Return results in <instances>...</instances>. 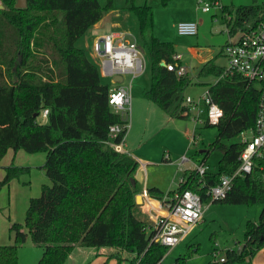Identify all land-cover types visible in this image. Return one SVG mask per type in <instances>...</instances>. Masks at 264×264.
I'll return each instance as SVG.
<instances>
[{"label":"trees","instance_id":"1","mask_svg":"<svg viewBox=\"0 0 264 264\" xmlns=\"http://www.w3.org/2000/svg\"><path fill=\"white\" fill-rule=\"evenodd\" d=\"M1 1L0 161L9 150L44 152L43 167L52 185L44 184L41 195L30 199L24 227L11 229L17 241L0 243V264H18L20 243L30 233L31 242L43 251L32 264H64L76 246L126 249L142 256L139 264H159L169 246L153 239V222L139 214L140 164L129 152H119L108 143L110 127L126 122L109 104L111 87L102 81L99 66L77 46L105 12L116 8L114 0L104 5L101 0H27L24 8L16 7L17 0ZM170 1L162 0L164 5ZM125 4L135 12L150 52L152 86L145 97L172 117L189 118L183 111L190 78L161 64L163 60L178 64L174 43L154 35L152 6L136 5L134 0ZM222 10L232 33L247 21L264 19V3L223 6ZM224 69L210 60L200 74L220 77ZM208 90L224 114L216 125L204 123L215 126L217 134L203 160L207 162L217 149L222 157L217 170L208 168L203 175L196 169L185 171L176 190L196 191L203 203L211 202L208 190L221 176L238 168L245 145L237 138L255 127L260 100L258 87L239 75H225ZM45 109L49 110L46 117ZM126 132L122 130L115 142ZM19 173L18 167H8L0 179V191ZM263 176L264 158H259L251 174L236 177L227 196L214 200L263 205L259 220L247 222L242 247L229 249L225 262L218 264L251 261L264 246ZM147 191L158 199L165 196L156 187Z\"/></svg>","mask_w":264,"mask_h":264},{"label":"rangeland","instance_id":"2","mask_svg":"<svg viewBox=\"0 0 264 264\" xmlns=\"http://www.w3.org/2000/svg\"><path fill=\"white\" fill-rule=\"evenodd\" d=\"M1 1V0H0ZM136 5L148 4L154 10V35L163 41L174 42L178 39L171 27V22L181 17V11L174 6L168 10L162 0H134ZM264 0H259L263 2ZM106 0H101L104 5ZM117 10L113 11L112 21L121 22L120 28L115 30L126 31L129 39H134L145 53L146 69L136 76L132 83V103L129 119V129L127 132V144L125 150L132 154L138 153L144 157L148 163L150 180H158L161 183L169 184L173 180L174 189H178L177 180L187 169H193L202 158L200 150L207 149L217 134L215 126L198 124L196 143L192 144L194 138V122L190 118H172L170 114L161 109L156 103L147 98H141L139 102L140 110H134L137 97L135 92L147 87L152 79L151 57L146 44L144 43L139 28V20L135 12L129 9L125 0H114ZM2 4V1H1ZM112 11V10H109ZM108 11V12H109ZM118 13L119 17L115 15ZM214 13L216 15L214 16ZM207 26L200 31L208 32V39L199 42L201 47L213 49L214 56L219 64L228 67V60L221 53L222 46L228 40L227 28L222 11L213 9L207 15ZM110 21V20H109ZM111 21V22H112ZM108 22V21H106ZM105 29L87 31L85 35L77 41V46L83 48L87 56L98 66L99 59L94 54L93 44L96 35L109 34L114 30L110 23H105ZM103 29V30H102ZM201 34H203L201 32ZM180 36V35H179ZM183 38V37H182ZM200 67L201 65L198 64ZM193 79L197 78V73L191 72ZM125 80H131V76H124ZM102 81L112 85L110 78L101 77ZM214 81L212 78H200L201 81ZM150 89V88H148ZM207 86L195 83L188 85L184 90V97L191 96L196 99L203 95ZM144 100V101H143ZM238 140V138H237ZM183 153V154H182ZM182 154V155H181ZM170 159L165 160L169 157ZM187 157L191 161L181 164L182 158ZM222 157L221 150H212L209 154L208 164L213 169H218L219 160ZM46 153H28L24 150H9L5 157L0 161V179L6 174L7 166H16L20 169L18 177L6 183L0 191V243H14V231L10 229V221L21 220L22 227L25 224L27 214V201L32 197H39L42 192L43 183L52 185L47 179L44 171ZM143 173L145 174L144 170ZM46 181V182H45ZM31 197V198H32ZM203 218L194 226L188 236L176 245L169 247L167 253L159 264H210L220 257H226L229 249L242 247L245 239L247 222L258 221L263 210L260 203L235 204L221 201L204 202ZM150 222H153L152 219ZM18 264L37 263L43 251L41 247L31 242L28 235L26 242L20 243ZM108 246L100 248L81 247L71 256H68L64 264H139L142 256L136 252L115 248L111 256L98 258L99 253L107 251ZM110 255V254H109ZM251 264H264V246L258 250L252 259ZM249 261L233 262L230 264H249Z\"/></svg>","mask_w":264,"mask_h":264},{"label":"built area","instance_id":"3","mask_svg":"<svg viewBox=\"0 0 264 264\" xmlns=\"http://www.w3.org/2000/svg\"><path fill=\"white\" fill-rule=\"evenodd\" d=\"M197 2L204 12L221 6V0H197ZM177 31L180 35L195 36L198 34L199 25L195 21H180L177 24ZM93 49L99 59L98 66L103 77L115 80L117 76L122 77L126 74L131 76L129 84L111 88L109 92V104L126 123L124 126L115 124L110 127L108 143L115 150L125 152V135L118 142L114 139L122 130L129 129L132 82L146 69L145 53L136 40L113 33L96 38ZM224 54L228 60V67H225L219 78L225 75L241 76L258 87L260 100L255 127L238 136L240 143L245 145L239 156V166L233 174L222 175L220 182L208 190L211 201L225 198L232 188L234 179L251 174L255 169L256 159L264 158V19L259 22L247 21L245 26L238 30L236 38H231L224 46ZM180 57L176 55L174 59L178 60ZM165 65L169 70H175L179 76L186 74V68L181 64L165 63ZM184 102L183 113L195 124L207 122L216 125L223 117L222 108L213 100L209 90L196 99L187 96ZM48 113L49 110L45 109L43 116H48ZM207 169L208 166L203 161L196 166L197 172L201 175ZM143 194L148 196L147 189H144ZM203 204L201 195L191 189L175 191L174 194L167 196L163 202L162 212L152 217L153 228L156 230L153 239L169 247L179 243L202 220ZM216 258L217 254H215V264L226 260V257H220L218 260Z\"/></svg>","mask_w":264,"mask_h":264},{"label":"crops","instance_id":"4","mask_svg":"<svg viewBox=\"0 0 264 264\" xmlns=\"http://www.w3.org/2000/svg\"><path fill=\"white\" fill-rule=\"evenodd\" d=\"M253 3L263 4L264 1L263 2H259V0H221V6L220 7H216V8H212V10L213 9H218V10L222 11V13H223V10H222L223 6L237 7V6H240V5H249V4H253ZM173 6L176 9H178L179 11H181V14H182L181 17L178 20L171 22V27L174 30L176 36L178 37V39H174V42H173L174 45H175V49H176V54L174 55V57L176 55H180L181 56L180 59H178L176 61H179L178 64H181V65L185 66V68H186V74L185 75L190 78V80H191L190 84H193V83H195L197 85L205 84L207 86V90H208L210 84L217 83L220 80V78H219V76H216V75H209V76L201 75L200 74L201 67L207 61H210V60H214V62H215V64L217 66H221L223 68H225L226 66L223 65V64H219L217 62V60H216V58L214 56L215 52L213 51V49L206 48V46L201 47L200 45H198L199 42H202V41L208 39L207 38L209 36L208 32H206L204 30H202V31L199 30L198 34L195 35V36L180 35L178 33V31H177V24L180 21H195V22L198 23L199 29H200V26L203 29V27L207 26V23H209L208 20H207V17L205 15H207L212 10L208 11V12H204L200 8L197 0H171L168 3V5H167L168 10L170 9V7H173ZM115 10H117V9H113L112 11L105 12L103 18L98 23L93 25L88 31H92L93 30V33H95L96 31L101 30V28L105 29L104 28L105 27V23H110V25H111V27L113 29L114 28H120L122 26L121 22H119V21H114L113 22L112 21V18H113L112 14H113V11H115ZM115 15H117L119 17L118 13H116ZM215 15H216V13H214V16ZM223 17H224V15H223ZM227 17H228V19H231V16H227ZM106 21H108V22H106ZM226 28H227L226 32H227V35H228V40H226L224 45L222 46L221 53L227 59V57L224 54V46L230 41L231 38L232 39L236 38L238 31L236 33H232L231 32V27L227 26V24H226ZM201 32L203 34H201ZM111 33H113L115 35H125V36H127V34H128V33H126V31H120V30H115V29L112 30ZM111 33H109V34H111ZM102 35H104V34L96 35V38H98L99 36H102ZM158 38H160V37H158ZM163 62H165V61L163 60L162 63ZM198 64H200L201 66L199 67ZM164 66H166V65H164ZM193 69H194V72L197 73V78L196 79H193L192 74H191ZM212 77L215 79L214 81H209L207 79L204 82V81L200 80V78H212ZM111 82H112V85H110V87L114 88V87H117L119 85H127V84L130 83V80L126 81L125 77L122 76V78H120V77L117 78V79L115 78V80L111 79ZM149 82L150 83L147 84V87H145V89L141 90V92H135V97H137V102L135 103L134 110H136V111H137V109L140 110V106H139V102L138 101H141V99H140L139 96H141V98H146L145 97V92L148 91L149 90L148 88H151V86H152V79ZM131 94H132V87H131ZM184 115H186V114H184ZM172 118H174V117H172ZM197 125L198 124L194 123L195 131H194V138L191 139V143L192 144L196 143V139L197 140L199 139L198 135H196V130L198 129ZM127 132H128V130H127ZM127 132L125 134L124 149H125L126 144H127L126 143L127 142L126 141L127 140ZM125 152H127V151L125 150ZM205 152H206V149L200 150V154H202V158L199 161V163L204 161L203 159L205 158ZM129 154H131L133 157H135L138 160L139 164H140V168H139V171H138V179H139V181L142 184V189L143 190H142V192L140 194L137 195L136 200H137V203L139 205V209H138L139 210V214L141 215L142 218L147 219L149 221V219L151 220L154 215L160 214L162 212L164 199L167 196H169V192L176 191L177 189L176 190L174 189L173 180H171V182L169 184L161 183L158 180H150L149 170L146 172V170L148 169V163L145 161L146 159L144 157H142L141 155H139L138 153L132 154V153L129 152ZM208 158H209V155L207 157V162L206 161H204V162L207 164L209 169L215 170V169L211 168V166L208 164ZM168 159H170V156L165 158V160H168ZM189 161H191V160L188 159L187 157H183L181 164L187 163ZM198 164H195L193 169H188V170L196 169V166ZM10 166H7V168L10 167ZM12 166H14V165H12ZM143 170H144L145 174L143 173ZM185 171H187V169ZM185 171H184V173H185ZM184 173L182 174V176L178 180H177L176 177L174 178V180L178 183L177 184L178 187L180 186L181 181L184 179V177H183ZM47 179L49 181H51L48 177H47ZM44 184H46V183H43V185ZM150 187H156L159 190H161L162 192H164L165 193L164 194L165 195L164 198L163 199H158V198H155V197L151 196L149 193H148V196H145L143 194L144 189L148 190V188H150ZM31 197L32 196H30V198L27 201L28 206L30 204ZM25 218H26V215H25ZM22 224L23 223H22L21 220L10 221V229H15L17 227L20 228L22 226ZM29 235L31 236V233ZM27 238H28V236L24 239V242H26ZM14 241H17V239H14ZM243 244H244V241H243ZM81 247H84V246H76L69 256H71L75 251H77L78 248L81 249ZM114 251H115V248H113V249L112 248H108L107 251H102L101 253H99L100 256L98 258H105L107 256H111V253L114 252ZM252 259H251V261H249L250 259H247L249 261L248 262L249 264L252 263V261H253Z\"/></svg>","mask_w":264,"mask_h":264},{"label":"water","instance_id":"5","mask_svg":"<svg viewBox=\"0 0 264 264\" xmlns=\"http://www.w3.org/2000/svg\"><path fill=\"white\" fill-rule=\"evenodd\" d=\"M26 2H27V0H17L16 7L17 8H24V7H26ZM3 7H4V5L0 3V9H2ZM162 65L164 66L165 63L163 62ZM119 77L122 78L121 76H117L116 79Z\"/></svg>","mask_w":264,"mask_h":264}]
</instances>
